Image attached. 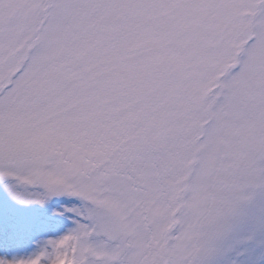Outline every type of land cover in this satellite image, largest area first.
<instances>
[{
	"label": "snow or ice",
	"instance_id": "1",
	"mask_svg": "<svg viewBox=\"0 0 264 264\" xmlns=\"http://www.w3.org/2000/svg\"><path fill=\"white\" fill-rule=\"evenodd\" d=\"M0 264H264V0H0Z\"/></svg>",
	"mask_w": 264,
	"mask_h": 264
}]
</instances>
